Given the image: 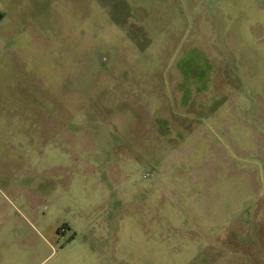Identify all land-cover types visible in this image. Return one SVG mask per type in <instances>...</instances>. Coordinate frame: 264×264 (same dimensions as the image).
Masks as SVG:
<instances>
[{
  "label": "rangeland",
  "instance_id": "rangeland-1",
  "mask_svg": "<svg viewBox=\"0 0 264 264\" xmlns=\"http://www.w3.org/2000/svg\"><path fill=\"white\" fill-rule=\"evenodd\" d=\"M0 264H264V0H0Z\"/></svg>",
  "mask_w": 264,
  "mask_h": 264
}]
</instances>
